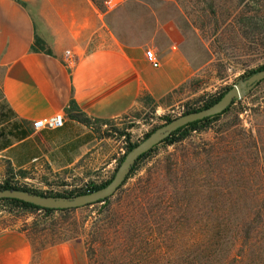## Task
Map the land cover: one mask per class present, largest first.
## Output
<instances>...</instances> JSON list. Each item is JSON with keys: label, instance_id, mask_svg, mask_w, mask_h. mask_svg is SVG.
Segmentation results:
<instances>
[{"label": "rangeland", "instance_id": "obj_1", "mask_svg": "<svg viewBox=\"0 0 264 264\" xmlns=\"http://www.w3.org/2000/svg\"><path fill=\"white\" fill-rule=\"evenodd\" d=\"M139 1L176 5L193 77L131 118L90 119L93 159L24 172L0 159V184L67 194L110 180L129 144L264 65V0ZM15 225L36 250L78 241L88 264H264V80L203 130L156 145L106 202L48 213L0 202V229Z\"/></svg>", "mask_w": 264, "mask_h": 264}, {"label": "crops", "instance_id": "obj_2", "mask_svg": "<svg viewBox=\"0 0 264 264\" xmlns=\"http://www.w3.org/2000/svg\"><path fill=\"white\" fill-rule=\"evenodd\" d=\"M136 1L134 7L108 0L101 9L92 0H0V96L13 113L11 121L25 122L30 130L0 149L11 169H63L97 155L89 147L96 138L88 125L65 113L71 101L90 119L124 120L146 102L160 105L193 77L176 5ZM35 36L50 54L31 49ZM146 48L159 66L147 62ZM67 50L75 58L71 67L64 62ZM59 112L65 116L62 127L32 130L33 121ZM0 264L88 260L78 241L36 250L15 225L0 229Z\"/></svg>", "mask_w": 264, "mask_h": 264}, {"label": "water", "instance_id": "obj_3", "mask_svg": "<svg viewBox=\"0 0 264 264\" xmlns=\"http://www.w3.org/2000/svg\"><path fill=\"white\" fill-rule=\"evenodd\" d=\"M263 80L264 68L251 72L232 84L213 104L199 110L183 113L156 127L124 154L112 178L103 187L71 196L39 194L17 188H0V199H15L44 209L59 210L75 209L107 199L125 182L140 156L170 137L177 129L189 123L221 114L233 101L243 98Z\"/></svg>", "mask_w": 264, "mask_h": 264}, {"label": "trees", "instance_id": "obj_4", "mask_svg": "<svg viewBox=\"0 0 264 264\" xmlns=\"http://www.w3.org/2000/svg\"><path fill=\"white\" fill-rule=\"evenodd\" d=\"M92 1H93V3H95V5H97L95 0H92ZM246 25H248V24H246ZM258 29H260V28H258ZM263 35H264V33H263ZM31 49L33 51H43V52H45L47 54H50V50L46 46L45 42L43 40H41L39 37H37V36H35V38H34V41H33V44L31 46ZM262 68H264V65H262L259 69H262ZM259 69H257V70H259ZM223 93L224 92L220 93L217 96H210L204 102L202 107H200L198 109L188 110L186 112L199 110V109L205 108V107L213 104L214 102H216L222 96ZM234 102L235 101H233L231 104H233ZM1 107L5 109L4 111L0 112V149H3L5 147H7L11 143V139H23V138L27 137L30 134V130L28 129V127H27L25 122L11 121L13 113L11 112L10 109H8L6 107V105L4 103L1 105ZM229 107L226 110H224L221 114L215 115L213 117L205 118V119L200 120V121H195V122L189 123L186 126H183V127L179 128V129H177L175 132H173L171 134L170 137H168L164 141H162V143L173 144L176 141L183 139L185 137L187 131H200V130H203L206 127L208 122H210L211 120L217 119L220 115H222L223 113L227 112ZM65 113H66L67 117H69L70 119H73V120H75V121H77V122H79V123H81L83 125H88L89 122H90V118L87 117L83 112H81L79 110L78 106L75 104L74 101H71L69 103V107L67 108ZM167 120L169 121V119H167ZM147 135L148 134H146V136ZM134 145L135 144H129V146L127 147V151L130 148H132ZM152 151H153V149L139 157L138 161L133 166V168H132V170H131V172H130V174H129V176L127 178H129L130 175H132L136 171L138 162L141 161L142 159H144L145 157H147L148 155H150V153ZM108 182H109V180H107V181H105V182H103L101 184L90 183V184H88L86 186V188L84 190L79 191L78 193L46 194V195L71 196V195L81 194V193L89 192V191H92V190H96V189H98L100 187H103ZM0 188H17V189H24V190L33 191V192L39 193V194H45L43 192L32 190V189H29V188H26V187H19V186L11 185L8 180H5L3 184H0ZM107 200H108V198L104 199V200H100L98 202H106ZM0 202H5L8 206L18 208V209H20V210H22L24 212H34V211H37V210H43L46 213H48V212H54V211L63 212V211L69 210V209H66V210L44 209V208L37 207V206L29 204V203H25V202H22V201L15 200V199H0Z\"/></svg>", "mask_w": 264, "mask_h": 264}, {"label": "built area", "instance_id": "obj_5", "mask_svg": "<svg viewBox=\"0 0 264 264\" xmlns=\"http://www.w3.org/2000/svg\"><path fill=\"white\" fill-rule=\"evenodd\" d=\"M144 56L147 62L151 64V66L153 67L159 66V61L157 60L155 53L151 49L146 48L144 52ZM64 62L69 67H71L75 62V58L73 57L72 54H70L68 50L65 52ZM64 119L65 116L62 112L55 113L45 118L33 121L31 124V128L33 131H40L44 129H48V130L58 129L63 126Z\"/></svg>", "mask_w": 264, "mask_h": 264}]
</instances>
